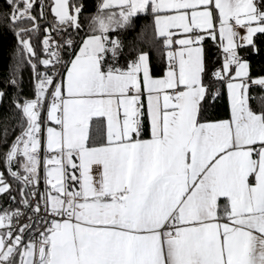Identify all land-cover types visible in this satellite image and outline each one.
Segmentation results:
<instances>
[{
    "label": "snow or ice",
    "instance_id": "1",
    "mask_svg": "<svg viewBox=\"0 0 264 264\" xmlns=\"http://www.w3.org/2000/svg\"><path fill=\"white\" fill-rule=\"evenodd\" d=\"M6 4L15 71L27 64L34 83L33 98L13 100L20 131L0 151V264H264V97L254 108L248 83L264 78L239 54L258 51L264 0H101L78 43L53 32L79 35L82 3ZM138 13L153 29L139 40L163 53L160 78L146 51L116 63L108 33ZM217 83L226 119L207 117Z\"/></svg>",
    "mask_w": 264,
    "mask_h": 264
},
{
    "label": "trees",
    "instance_id": "2",
    "mask_svg": "<svg viewBox=\"0 0 264 264\" xmlns=\"http://www.w3.org/2000/svg\"><path fill=\"white\" fill-rule=\"evenodd\" d=\"M38 2V0H37ZM75 3H82L83 10L80 14L81 30L79 35L69 32L66 36L83 37L88 30L90 18L97 13L98 3L100 0H73ZM9 9L6 0H0V91L5 95L0 99V151L6 150L8 145L12 142L15 136L19 133V112L13 107V100L19 98L23 101L25 98H33V73L31 68L25 64L16 70V59L14 56L17 47V39L14 31L8 20L4 18V14L8 13ZM34 14L38 12V7L33 10ZM43 27H46V20L41 21ZM152 24L151 18L146 14L138 13L131 19L130 26L123 29H117L108 33L110 38L119 39L122 47L119 49V54L116 63L118 66L126 68L127 64L134 60L138 55V50L146 51L150 57V74L153 77L161 76L166 70V65L162 61L163 53L156 49L151 48L139 40L142 31L147 30L152 32L150 27ZM33 43H36L34 38ZM254 43L258 51H254L252 47H244L239 49V54L249 63V72L252 78H264V34H257L254 36ZM205 49L208 59L209 71L214 67L220 66V58L218 57L219 49L215 46L211 39L206 40ZM37 52L40 48L37 47ZM111 62V55L107 57ZM15 72L16 85H10L9 80L12 73ZM209 77H205V83L208 82ZM214 90H219L221 95L213 103V106L208 109V119H226L228 118V103L226 98L225 87L219 83L214 84ZM250 94L256 99L251 101L252 106L255 108L259 102L260 97H264V88L257 85L250 86ZM210 103H212L210 101ZM8 129L7 141L4 143V130ZM145 136H148L146 131ZM144 136V137H145ZM0 171H4V166L0 163ZM5 175L7 173L5 172ZM0 203L7 207L9 199L7 196L0 198ZM16 205H13L15 207Z\"/></svg>",
    "mask_w": 264,
    "mask_h": 264
},
{
    "label": "built area",
    "instance_id": "3",
    "mask_svg": "<svg viewBox=\"0 0 264 264\" xmlns=\"http://www.w3.org/2000/svg\"><path fill=\"white\" fill-rule=\"evenodd\" d=\"M45 3L47 4V0H45ZM46 13H47V18H46V22H47V24H46V27H49L50 26V23H51V21H52V16H51V13H50V11H48L47 9H46ZM234 23V22H233ZM240 28H236L235 30L236 31H238ZM53 37L57 40V41H60V40H62V39H65V38H68V36H66V35H64V34H56L55 32H53ZM72 39H74L77 43L80 41V37H78V36H70ZM65 55H66V53H65ZM248 83H249V85L251 86V85H253L252 84V80L250 79L249 81H248ZM41 188H43V184H41ZM26 222V220L25 219H22L21 221H20V223H25Z\"/></svg>",
    "mask_w": 264,
    "mask_h": 264
},
{
    "label": "crops",
    "instance_id": "4",
    "mask_svg": "<svg viewBox=\"0 0 264 264\" xmlns=\"http://www.w3.org/2000/svg\"><path fill=\"white\" fill-rule=\"evenodd\" d=\"M100 2H101V0H100ZM238 32L240 33L241 36H243L245 34L244 29H239ZM154 78H158V77H154ZM225 91H226V98H227V90H226V88H225ZM144 138L145 139L149 138V133H148V136H145Z\"/></svg>",
    "mask_w": 264,
    "mask_h": 264
},
{
    "label": "rangeland",
    "instance_id": "5",
    "mask_svg": "<svg viewBox=\"0 0 264 264\" xmlns=\"http://www.w3.org/2000/svg\"><path fill=\"white\" fill-rule=\"evenodd\" d=\"M47 3H50V0H47ZM162 75H163V74H162ZM162 75H161V76H162ZM161 76H159V77H161ZM159 77H158V78H159Z\"/></svg>",
    "mask_w": 264,
    "mask_h": 264
}]
</instances>
